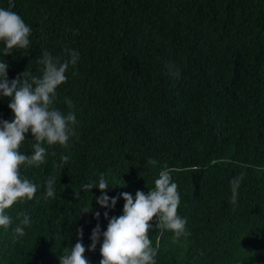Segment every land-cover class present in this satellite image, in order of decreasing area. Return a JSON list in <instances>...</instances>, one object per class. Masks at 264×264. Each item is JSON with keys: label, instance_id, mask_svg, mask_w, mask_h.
<instances>
[{"label": "trees", "instance_id": "1", "mask_svg": "<svg viewBox=\"0 0 264 264\" xmlns=\"http://www.w3.org/2000/svg\"><path fill=\"white\" fill-rule=\"evenodd\" d=\"M12 3L9 9V0H0V8L17 13L32 32L28 50L3 56L0 42L9 82L25 71L40 77L45 50L60 62L69 58L66 49L76 51L79 60L69 66L54 106L73 111L78 124L69 148L42 144L45 162L21 167L38 191L6 210L13 224L0 228V264H60L80 229L85 258L100 264L108 222L123 214L121 194L147 195L165 165L190 234L161 236L154 218L156 264H264V0ZM175 69L179 78L170 74ZM10 102L0 94V120H14ZM32 140L27 133L25 155L34 150ZM61 156L68 158L62 167ZM241 173L233 204L230 181ZM101 175L110 186L108 208L97 203L98 188L82 187L98 185ZM50 176L55 196L45 200ZM21 214L30 227L14 240ZM97 225L100 239L88 251Z\"/></svg>", "mask_w": 264, "mask_h": 264}, {"label": "clouds", "instance_id": "2", "mask_svg": "<svg viewBox=\"0 0 264 264\" xmlns=\"http://www.w3.org/2000/svg\"><path fill=\"white\" fill-rule=\"evenodd\" d=\"M14 7L9 0V9ZM31 28L14 11L0 8V42L5 45L3 56L13 53L14 49L28 50L30 47ZM68 59L60 62L48 51H43L38 63L43 65L40 77L33 76L25 71L22 77H17L11 82L8 80V64L0 60V94L10 98L8 107L14 114V120H0V228L8 229L13 224V219L6 214L14 204L31 201L35 198L38 186L29 179L21 176V167L39 166L45 162L48 146L59 145L61 148L70 147L69 141L75 136V126L78 124L75 113L67 114L58 110L54 104L57 99V89L67 81L69 66H75L79 60L76 51L66 49ZM170 74L179 78V69L170 70ZM65 103L72 108V101ZM31 132L33 151L25 155L20 151V146L25 142L26 134ZM62 165L68 158L61 156ZM147 163L155 165L156 160L150 159ZM244 178L241 173L230 181L232 190V203L235 204L238 189ZM85 192L98 188L101 192L97 203L108 208L110 197L106 194L109 183L103 175L99 178L98 185L86 183ZM79 192H77L78 194ZM125 201L123 214L112 217L108 222L107 230L103 233V243L100 247L102 259L100 264H156L158 250L152 246L149 233L152 231L150 223L156 218V229L161 236L164 231L174 233V240L181 236H188L186 219L178 215L181 198L178 185L173 182L171 172L165 165L159 172L154 188L149 189L147 195L137 191L135 200L129 193H122ZM55 177L50 176L46 181L44 199L54 198ZM117 198H111V208H114ZM91 208L83 209L88 213ZM23 219L13 229L14 240L25 235V228L30 227V218L21 214ZM100 213H96L99 219ZM105 219L108 213H104ZM17 219H20L17 217ZM83 231L78 230V242L71 248L70 253L59 257L60 264H89L85 258L86 251L82 242ZM101 236L100 227L97 225L92 231L91 246L88 251H94Z\"/></svg>", "mask_w": 264, "mask_h": 264}]
</instances>
